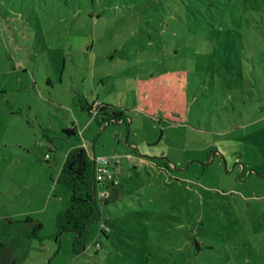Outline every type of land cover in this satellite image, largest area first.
<instances>
[{
	"label": "rangeland",
	"instance_id": "1",
	"mask_svg": "<svg viewBox=\"0 0 264 264\" xmlns=\"http://www.w3.org/2000/svg\"><path fill=\"white\" fill-rule=\"evenodd\" d=\"M185 1L0 0V244L16 264H264V55L242 56L244 0ZM82 146L119 156L121 183L75 250L57 178Z\"/></svg>",
	"mask_w": 264,
	"mask_h": 264
},
{
	"label": "trees",
	"instance_id": "2",
	"mask_svg": "<svg viewBox=\"0 0 264 264\" xmlns=\"http://www.w3.org/2000/svg\"><path fill=\"white\" fill-rule=\"evenodd\" d=\"M244 1L241 20L234 24L237 30H240L238 33L242 43V56L244 59H251L249 55H264V0ZM184 2L186 3L185 0ZM200 3L201 0L193 1L197 9L201 5ZM223 17H225V14H219L214 20H222ZM201 22L203 21L201 20ZM252 37H254L253 40ZM90 112H94L97 117L101 116L109 124L113 121H126L125 112L121 107H115L105 102H95L91 105ZM65 131L69 135L78 134L76 126ZM115 168H117V165H115ZM57 181L70 191L71 197L68 208L58 216V235L69 231L76 232L78 236L75 241V250H78L80 246H84L90 226L102 219V207L110 203L111 198L119 192L121 181L117 184L113 182L98 183L93 156L88 153L86 148L81 147L74 148L69 152ZM102 191L107 192L108 197L101 198L99 194ZM26 222L31 224V236L40 237L43 225L36 223L30 217ZM107 227L108 224L103 223V233L108 232ZM98 247H101L100 244ZM16 260L15 250L7 244H0V264H16Z\"/></svg>",
	"mask_w": 264,
	"mask_h": 264
},
{
	"label": "built area",
	"instance_id": "3",
	"mask_svg": "<svg viewBox=\"0 0 264 264\" xmlns=\"http://www.w3.org/2000/svg\"><path fill=\"white\" fill-rule=\"evenodd\" d=\"M95 161V167H96V181L98 183L103 182H113L117 184L120 181V177L118 175V171L112 170L109 165L113 162L115 165H117L120 162V157L115 156L114 159H110L108 157H93ZM108 193L105 191H102L99 196L102 197H108ZM99 246V244H98Z\"/></svg>",
	"mask_w": 264,
	"mask_h": 264
},
{
	"label": "crops",
	"instance_id": "4",
	"mask_svg": "<svg viewBox=\"0 0 264 264\" xmlns=\"http://www.w3.org/2000/svg\"><path fill=\"white\" fill-rule=\"evenodd\" d=\"M86 146V145H85ZM85 146H82L81 148H84ZM91 156H96V155H93L91 152H88Z\"/></svg>",
	"mask_w": 264,
	"mask_h": 264
},
{
	"label": "water",
	"instance_id": "5",
	"mask_svg": "<svg viewBox=\"0 0 264 264\" xmlns=\"http://www.w3.org/2000/svg\"><path fill=\"white\" fill-rule=\"evenodd\" d=\"M109 124V123H108Z\"/></svg>",
	"mask_w": 264,
	"mask_h": 264
}]
</instances>
